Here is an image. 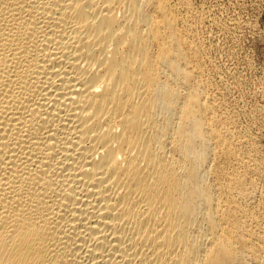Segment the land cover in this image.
<instances>
[{"label":"bare ground","instance_id":"6f19581e","mask_svg":"<svg viewBox=\"0 0 264 264\" xmlns=\"http://www.w3.org/2000/svg\"><path fill=\"white\" fill-rule=\"evenodd\" d=\"M198 8L0 0V264H264V154Z\"/></svg>","mask_w":264,"mask_h":264},{"label":"rangeland","instance_id":"374dc122","mask_svg":"<svg viewBox=\"0 0 264 264\" xmlns=\"http://www.w3.org/2000/svg\"><path fill=\"white\" fill-rule=\"evenodd\" d=\"M193 3L204 15L203 34L213 59L222 68L224 80H237L240 84L238 89L229 86L230 90L226 89L231 108L240 112L241 126H251L250 134L264 154V0H193Z\"/></svg>","mask_w":264,"mask_h":264}]
</instances>
